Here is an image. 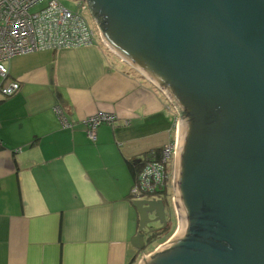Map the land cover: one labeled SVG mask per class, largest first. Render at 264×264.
Here are the masks:
<instances>
[{
    "label": "water",
    "instance_id": "water-1",
    "mask_svg": "<svg viewBox=\"0 0 264 264\" xmlns=\"http://www.w3.org/2000/svg\"><path fill=\"white\" fill-rule=\"evenodd\" d=\"M75 1L103 44L181 113L179 235L141 264H264V0ZM132 204L141 253L158 230L149 224L168 225L167 206Z\"/></svg>",
    "mask_w": 264,
    "mask_h": 264
},
{
    "label": "crops",
    "instance_id": "crops-1",
    "mask_svg": "<svg viewBox=\"0 0 264 264\" xmlns=\"http://www.w3.org/2000/svg\"><path fill=\"white\" fill-rule=\"evenodd\" d=\"M7 65L21 89L0 96V264H131L129 162L176 140L169 96L100 41ZM103 112L117 121L92 141Z\"/></svg>",
    "mask_w": 264,
    "mask_h": 264
},
{
    "label": "built area",
    "instance_id": "built-area-1",
    "mask_svg": "<svg viewBox=\"0 0 264 264\" xmlns=\"http://www.w3.org/2000/svg\"><path fill=\"white\" fill-rule=\"evenodd\" d=\"M78 3L83 12L88 11L86 2ZM95 24L98 40L103 43L102 32L96 21ZM96 39V31L84 14L66 9L58 0H0V96L13 97L21 89L19 81L10 77L7 65L14 57L35 51L90 47ZM116 121V115L103 112L89 116L84 123L90 139L95 141L99 127ZM161 150L160 158L154 157L144 165L132 189L135 200L157 198V193L168 186L178 139Z\"/></svg>",
    "mask_w": 264,
    "mask_h": 264
},
{
    "label": "rangeland",
    "instance_id": "rangeland-1",
    "mask_svg": "<svg viewBox=\"0 0 264 264\" xmlns=\"http://www.w3.org/2000/svg\"><path fill=\"white\" fill-rule=\"evenodd\" d=\"M66 9L72 11V12H78L81 14H84L85 18L88 20L89 24L92 26V28L95 29L96 31V44L99 43V36H98V31H97V27L95 24V21L93 19V16L91 14V12L89 11V6H88V11L83 12V10L80 8L79 3L75 0H58ZM174 113H175V117H176V130H175V137H176V141L178 139V135L180 133V126H181V113L179 111L178 106L175 104V108H174ZM172 165V164H171ZM172 176L171 179L168 180L167 185L169 187V189L171 191L174 192V177H175V165L172 166ZM172 192V193H173ZM175 198L174 195L170 196V203L171 206L174 208L175 210ZM172 213V222L170 224V227L168 229L169 231V237H167L164 241H161V244L156 243V245H153L150 248H147L146 252L143 255H139L136 261V264H141L149 255L155 253L156 251H158L160 248H162L163 246L167 245L168 243H170L171 241H173L175 238L178 237V233L180 231V225H179V221L177 219V215L176 212ZM162 238V237H161Z\"/></svg>",
    "mask_w": 264,
    "mask_h": 264
},
{
    "label": "trees",
    "instance_id": "trees-1",
    "mask_svg": "<svg viewBox=\"0 0 264 264\" xmlns=\"http://www.w3.org/2000/svg\"><path fill=\"white\" fill-rule=\"evenodd\" d=\"M98 20L100 22L99 24L103 23V21L101 19H98ZM101 29H102V27H101ZM161 149H156L153 152L146 154V158L141 160L140 162H138V164H134L133 162H129L130 163L129 166H130L131 174H132V177L134 179V183H133L132 189L137 186V184L139 182V176L142 173L144 165L147 163V161L152 160L154 157H159L160 158L161 151H162ZM172 195H173L172 191L167 186L162 191L158 192L156 196L160 197L165 202L166 205H167V203L170 204L171 212L175 213L174 208L171 206V203L169 202L170 201V196H172ZM131 196L133 197V193L132 192H131ZM168 229H169V227L166 229V231L160 232V233H158L156 235H151V236L149 235L147 237V239H146L147 243L149 244L148 248L152 247L153 245H156V243L161 244V241H164L167 237H169L170 234H169ZM136 261L137 260L135 259L131 264H136Z\"/></svg>",
    "mask_w": 264,
    "mask_h": 264
},
{
    "label": "flooded vegetation",
    "instance_id": "flooded-vegetation-1",
    "mask_svg": "<svg viewBox=\"0 0 264 264\" xmlns=\"http://www.w3.org/2000/svg\"><path fill=\"white\" fill-rule=\"evenodd\" d=\"M173 192V191H172ZM173 195H174V192H173ZM158 199H161L160 197H157ZM167 209H166V212H167V219L169 220V222H168V225L166 226V228H164V229H161V224L159 223V222H152L151 224H149V227H151V228H153V229H158L157 231H154V232H152L151 234H147L146 235V239H147V237L150 235H156V234H158V233H160V232H163V231H166V229L168 228V227H170V224H171V222H172V213H171V210H170V204H168L167 203ZM147 230V229H146ZM147 243V242H146ZM149 247V244L147 243V246H146V249H145V251H143V252H141V253H138V256L141 254V255H143L145 252H146V250H147V248ZM137 256V257H138ZM136 257V258H137Z\"/></svg>",
    "mask_w": 264,
    "mask_h": 264
},
{
    "label": "bare ground",
    "instance_id": "bare-ground-1",
    "mask_svg": "<svg viewBox=\"0 0 264 264\" xmlns=\"http://www.w3.org/2000/svg\"><path fill=\"white\" fill-rule=\"evenodd\" d=\"M180 137H181V131H180V133L178 135V148H179Z\"/></svg>",
    "mask_w": 264,
    "mask_h": 264
}]
</instances>
